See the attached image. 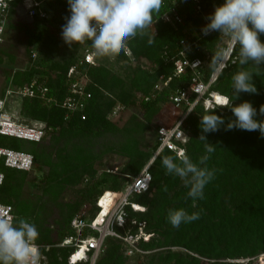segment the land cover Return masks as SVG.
I'll use <instances>...</instances> for the list:
<instances>
[{"label": "trees", "instance_id": "obj_1", "mask_svg": "<svg viewBox=\"0 0 264 264\" xmlns=\"http://www.w3.org/2000/svg\"><path fill=\"white\" fill-rule=\"evenodd\" d=\"M223 2L224 0H202L201 9L197 10L190 0H163L161 15L171 6H175L183 23L165 22L160 16L154 29L129 40L127 46L133 60L130 61L122 51L115 56L117 60H122L124 75H119L111 67L98 62L99 58H96L94 65H87L90 79L87 89L91 97L84 109V120L77 113L64 119L65 111L60 107V102L68 94L67 69L82 55L83 46L91 45V41L83 45L74 43L71 47L65 43V53L58 58H53L41 45L52 17L59 14L58 19L66 23L65 17L70 15L67 0L45 1L50 19L28 17L19 6H13L5 31L13 25L11 21L14 17L22 15L30 18L32 26L24 29V68L12 70L5 66L0 69L5 75L6 83L0 96L4 95L7 88L21 89L36 79L37 83L47 87L45 95L55 99L56 103L48 102L38 96V93L33 97H8V110H13V99L19 100V107L16 109L19 119L28 125L49 126L51 130L49 136L40 142L0 134V146L29 152L33 155L34 164L43 163L49 169L46 174L41 175L40 192L31 195L24 190V179L29 172L7 167L0 158V171L4 174L0 184V202L10 204L15 217L35 224L39 232L36 244L40 246V253L46 257V262L41 264H67L73 248L60 247L59 243L75 234L70 221L79 206L82 203L90 204L91 219L97 211L96 199L99 194L104 190L124 189L152 157L158 145L156 127L161 124L168 127L180 115L173 104L166 102L172 93L189 86L192 73L188 69L179 77H172L168 86L157 93L154 99L144 101L134 94L135 90L141 91L143 95L149 93L160 75L168 76L172 73L171 58L178 54L180 40L193 43L187 56L201 60L199 70L203 80L208 81L219 60L215 54L218 50L227 48L229 38L219 36L218 32L205 36L201 32L203 27L198 30L197 24L206 8H214ZM261 39L264 40V36ZM4 46L6 44L2 40L0 51L6 52ZM33 50L38 53V58L31 63ZM236 52L238 45L232 47L226 62L229 65L233 61L230 75H227L225 65L209 90L232 97L233 105L250 101L259 112L260 106L264 105V66L259 70L258 76L253 78L259 94L240 93L238 97H234L232 76L241 68ZM3 57H0V62H4ZM6 60L4 63L11 64L13 57L7 54ZM147 64L149 69H146ZM243 67L257 71L251 64ZM193 98L194 95L191 96ZM116 102L127 108L138 103L147 119L163 104L171 109V116L168 115L163 122H157L150 148L145 136L147 127L137 116H131L121 127L107 118L109 110ZM210 108L212 107L206 108L204 112L202 101L197 102L182 125L185 135L190 131L184 146L193 162L198 163L200 157L206 154V143L215 147L207 166L218 171L215 179L204 188V199L187 198L188 189L184 187L181 179L166 174L161 163L162 158L175 156V152L163 149L150 165L152 178L148 189L129 197L130 202L143 206L144 211H134L127 205L124 228L117 227L121 233H134L138 231L137 223L132 225L131 221L143 223L142 232L149 237L144 240L141 236L137 246L145 252L155 251L145 255V252L135 253L134 257L149 258L148 264H237L229 260L240 258H248L247 264H255L254 257L264 253V137L259 131H226L227 123L235 119L231 109L222 105L211 110ZM214 110L224 118L225 123L218 131L204 133L201 116ZM200 113L203 115L200 116ZM256 118L264 120L261 115ZM201 135L207 141L199 139ZM112 150L126 156L124 165L120 169L117 167V172L106 168L99 178H93L92 157L102 156ZM89 178V182L78 190V201L70 205L59 201L65 187L71 184L78 186L84 179L88 181ZM165 186L167 191L164 190ZM177 208H184L189 214L200 212V218L174 228L168 222L167 214L169 209ZM89 231L82 236L90 235ZM104 244L103 251L93 264H125L129 257L124 253V245L120 239L108 236ZM119 248L123 255L119 253ZM76 264H90V261Z\"/></svg>", "mask_w": 264, "mask_h": 264}, {"label": "clouds", "instance_id": "obj_2", "mask_svg": "<svg viewBox=\"0 0 264 264\" xmlns=\"http://www.w3.org/2000/svg\"><path fill=\"white\" fill-rule=\"evenodd\" d=\"M67 4L70 15L65 17L66 23L62 25V39L70 47L74 43L83 45L91 41L93 55L97 58L115 57L127 47L129 40L154 29L164 6L163 0H67ZM206 19L208 23L201 29L203 35L218 32L219 36L229 38L233 48L238 45L241 68L232 76L233 96L259 94L253 78L264 66V40L261 39L264 36V0H224ZM230 51L228 48L220 49L215 56L223 60L224 54H230ZM249 64L257 71L243 67ZM225 99L222 107L230 108L235 116L227 123L226 131H259L264 137V120L256 118L264 116V105L258 112L250 101L233 105L232 97ZM224 123V118L215 110L201 116L204 133L218 131ZM199 139L207 141L204 135ZM214 151V145L206 143V154L198 163L193 162L186 152L164 156L161 163L166 174L181 179L188 189L187 198L204 199V188L215 179L218 171L207 166ZM164 190L167 191L166 186ZM200 214H189L184 208L169 209L167 219L174 228H178L181 224L198 220ZM38 239L39 232L34 223L0 211V264H40Z\"/></svg>", "mask_w": 264, "mask_h": 264}, {"label": "built area", "instance_id": "obj_3", "mask_svg": "<svg viewBox=\"0 0 264 264\" xmlns=\"http://www.w3.org/2000/svg\"><path fill=\"white\" fill-rule=\"evenodd\" d=\"M45 1L46 0H0V42L4 38L10 11L14 5L19 6L28 17L36 16L40 19H50V13L48 12ZM190 1L197 10L201 9L202 0ZM161 19L173 24L183 23L182 17L175 6H171L167 12L163 13ZM180 44L181 48L178 54L171 58L173 60L172 73L168 76L160 75L149 93L145 95L140 93L138 95V97L144 101L154 99L157 93L168 86L172 77H179L188 69L192 73L189 86L186 89L172 93L166 102L173 104L180 112V115L168 127L163 124L156 127V139L158 142L156 150L148 162L134 177H132L124 189L119 191H102L96 199L97 211L89 221L85 222V220L82 219V215L75 216L71 219L70 226L75 231V234L64 238L59 243L61 247L69 246L73 248V251L67 258V264H76L77 262L85 260H89L90 264H93L99 252L104 249L105 239L108 236L116 237L122 241L126 255L129 256L130 254L142 253V250L137 246V241L141 236L144 240L149 237L148 234L142 232V222H137L136 220L131 221L132 225L137 223L138 231L134 233H130L129 231L121 233L117 230V227L124 228L126 220L125 207L127 205L134 211H141V207H143L139 204L130 202L129 197L134 193H141L148 189L152 178L149 170L150 165L160 151L163 149L172 150L175 152V155L185 152L184 144L187 138L182 129V125L189 115L188 112L192 111L196 103L202 101V99L206 102L208 99L212 98L214 92H208L209 87L224 67V61L229 59L232 51V45L227 46V48L231 50L230 54L226 52L223 60H218L217 67L212 72L208 81L205 82L199 70L202 63L201 60L198 57L190 59L187 56V52L190 50L193 43L188 44L184 40H180ZM124 51L128 54L127 47ZM93 52L94 50L91 45L86 44L83 46L82 55L66 71L68 94L60 102V107L65 111L64 119H69L71 115L75 113L79 114L82 120L86 118L84 109L86 108L88 99L91 97V93L87 89L90 79L87 74L86 66L96 63L97 57L93 55ZM37 58L38 53L36 50H33L31 52V63H34ZM46 92L47 87L37 83L36 79H33L28 85L21 89L7 88L4 95L0 96V134L35 142H40L42 139L47 138L51 127L28 125L17 118L16 108L8 110L6 107L9 96L33 97L39 94L38 96H41L48 102L53 101L56 103L55 99L45 95ZM192 95H194L193 99H191ZM222 97L226 98L224 95H222ZM13 107H15V105H13ZM126 110L127 107L124 104L116 102L109 110L107 118L112 122L118 121ZM0 158L3 160L4 165L10 168L27 172H32L35 169L33 155L29 152L0 146ZM110 171L117 172V167L112 168ZM3 178L4 174L0 171V184ZM104 203H108V206L104 215H101L104 209ZM0 211L8 212L13 215L12 206L10 204L0 202ZM86 228L93 231L94 234L83 237L82 232ZM38 248L40 251L39 245ZM78 252H82L81 257L79 256L78 259L74 261L72 257ZM44 259L45 256L40 253V264Z\"/></svg>", "mask_w": 264, "mask_h": 264}, {"label": "rangeland", "instance_id": "obj_4", "mask_svg": "<svg viewBox=\"0 0 264 264\" xmlns=\"http://www.w3.org/2000/svg\"><path fill=\"white\" fill-rule=\"evenodd\" d=\"M213 11H214V8L209 7V8H206L205 12L201 13L202 19L199 20V23L197 24L198 30H200L203 27V25H205V23H208L206 17L210 13H212ZM58 16H59V14H58ZM58 16L57 17L55 16V18L52 17V20L49 21L47 29L44 33V37L41 41V43H42L41 45L46 48V51L50 52L49 54H51V56L53 58L60 57L61 55H63V53H65V50H66L65 49V42L61 36L62 25H64L65 22H63L62 19H58ZM18 19H20V20H18ZM29 19L30 18H28L25 15H22V17H17V18L14 17L11 21L14 26L12 25V26L8 27V29L5 31L3 40H4V44H6V46H4V48L6 49V52L0 51V57H3L4 55H6L3 57V61L6 62L7 61L6 60L7 54H9L13 57V60H12L11 64H6L4 62H0V69L2 67L6 66L5 68L13 70L15 68H24V66L26 65V61H25L26 55L24 53V44H25L26 35H25L24 29L32 26V23ZM229 45H231L230 40L228 41L227 46H229ZM127 49H128V54L125 53V51H124L125 49L122 50V52L130 61H132L133 55H132L128 46H127ZM236 53H238V52H236ZM98 62H101L104 65L111 67L115 73H117L119 75H124V68H123V66L121 67L122 60L119 61L115 57H103V58H99ZM226 62L227 61H224V66L227 65V70H228L227 75H230L231 70L233 68L232 67L233 61H230L229 65ZM126 65H128V63ZM148 67L149 66L147 64L146 69H149ZM5 85H6L5 75L2 71H0V95L2 94V89L4 88ZM140 92L141 91H139V90H135L134 94L137 98H138V95L140 94ZM208 92H211V91L208 90ZM215 92H217V91H215ZM13 98H17V97H13ZM13 101H15V102H12L11 105L12 106L15 105V107H13V108L17 109L19 107V100L13 99ZM205 103L206 102H204V100L202 99V105H203V111L204 112L206 111V106H205L206 104ZM207 105H208V103H207ZM216 106L217 105L214 104L212 106V108H210V110L213 109V107L216 108ZM170 111H171V109L167 108L166 105L163 104L161 107H159L157 112H155L152 116H150L147 119V118H145L144 113L141 110V108H139L138 103H136V105L130 106L129 108H127V110L122 114L121 118L118 121H115L113 123L115 125H117L118 127H121L124 125V123H126V121L131 116H137L141 121H143V123H145V125L147 127L145 130V136H146L147 140L149 141L148 148H150L152 145L151 141L153 140V137L155 135L154 134V128H155L157 122H159V121L163 122L164 120H166L168 115L171 114ZM199 115L201 116L203 114L200 113ZM17 118H18V116H17ZM20 120L23 121L22 119H20ZM189 135H190V131H188L186 133V138H188ZM47 140H45V141H47ZM126 160H127V158L124 154L117 152V151H113V150L109 151L108 153H106L102 156L92 157V159H91V170H92L91 173L93 172V178H95V179L99 178L103 174L104 169H106V168L119 167V169H120V167H122L124 165ZM48 169H49L48 166L43 164V163L35 164L34 171L29 172L24 179V190L27 191L31 195L34 192L39 193L41 186H42V182L40 180L42 177L41 175L46 174ZM89 180H90V178L88 179V181L84 179L81 183H79L78 186L77 185L74 186L73 184H71L68 187H65V190L61 193V196L59 197V201L61 203H66L69 205L78 201L79 195H80V191H78V190L81 189L80 187L85 185V183H88ZM90 213H91L90 212V204L89 203H82L79 206L78 210L73 215V217L82 215V219H84L85 222H87L90 220ZM89 230L90 229H88V228L84 229L82 234H84L85 232L87 233ZM89 233L91 234L90 231H89ZM63 247H67V246H63ZM102 251H100L99 254ZM118 251H119V253L121 252V254H122V251L120 248ZM154 251L155 250H150L148 252H145L142 250V253L145 252L143 254V255H145L146 253L148 254V253H152ZM134 255L130 254L128 256L129 258H127L125 260V264H148L149 258H146V257L135 258ZM248 260H249L248 258H244V259L240 258V259H232L229 261H231V263L247 264ZM253 260L255 261V264H264V253L257 255L256 257H254ZM43 262L44 263L46 262V257L43 260Z\"/></svg>", "mask_w": 264, "mask_h": 264}, {"label": "bare ground", "instance_id": "obj_5", "mask_svg": "<svg viewBox=\"0 0 264 264\" xmlns=\"http://www.w3.org/2000/svg\"><path fill=\"white\" fill-rule=\"evenodd\" d=\"M218 98H219V100H218ZM225 100L226 99L224 97H222L221 94L214 92L213 95H212V98L208 99L206 101V103H205L206 104V108L212 107L214 104L223 105L225 103ZM220 101H223V102H220ZM207 103H208V105H207ZM103 205H104V209H103V212H102L101 215H104V213L106 212V208L108 206V203H104ZM141 211H144V207H141ZM81 254H82V252H78L77 254H75L72 257V259L75 261L76 259H78L79 256L81 257Z\"/></svg>", "mask_w": 264, "mask_h": 264}, {"label": "snow or ice", "instance_id": "obj_6", "mask_svg": "<svg viewBox=\"0 0 264 264\" xmlns=\"http://www.w3.org/2000/svg\"><path fill=\"white\" fill-rule=\"evenodd\" d=\"M218 100H219V98H218ZM220 102H223V101H220Z\"/></svg>", "mask_w": 264, "mask_h": 264}]
</instances>
